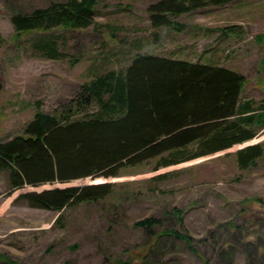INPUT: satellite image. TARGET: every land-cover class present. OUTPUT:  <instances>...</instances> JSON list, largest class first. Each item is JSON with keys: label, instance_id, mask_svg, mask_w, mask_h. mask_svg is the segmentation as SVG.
Wrapping results in <instances>:
<instances>
[{"label": "rangeland", "instance_id": "obj_1", "mask_svg": "<svg viewBox=\"0 0 264 264\" xmlns=\"http://www.w3.org/2000/svg\"><path fill=\"white\" fill-rule=\"evenodd\" d=\"M49 1L0 0V141L24 133L37 101L48 113L75 109L84 81L126 67L137 53L240 71L247 78L241 100L252 98L256 107L264 105V41L256 38L264 33V0L234 1L182 14L177 17L185 25L181 30L151 25L147 7L157 0H97L95 24L87 28L16 37L12 14ZM232 24L243 26L242 37L223 30ZM49 34L59 36L65 58L42 57L31 48L34 38ZM93 110L95 106L89 109ZM255 129L253 139L158 170L153 159L123 167L118 176L17 189L10 188L7 172L0 171V254L26 264H127L149 241L135 223L157 217L188 232L198 252L178 238L164 236L147 250L144 264H264V157L243 168L236 156L247 145H264V125ZM163 173L165 178L152 179ZM94 182H114L112 197L62 212L17 201L28 191ZM175 207L183 210L182 221L171 214ZM3 259L0 264H9Z\"/></svg>", "mask_w": 264, "mask_h": 264}, {"label": "trees", "instance_id": "obj_2", "mask_svg": "<svg viewBox=\"0 0 264 264\" xmlns=\"http://www.w3.org/2000/svg\"><path fill=\"white\" fill-rule=\"evenodd\" d=\"M96 1L50 0L44 6L17 11L11 16L15 35L87 28L95 24ZM234 1L240 0H157L147 12L154 28L181 30L185 25L177 20L180 15ZM223 30L239 38L245 32L238 24ZM256 38L263 42L264 33ZM31 48L49 59L66 57L57 35H40ZM246 81L245 74L223 65L137 53L126 67L84 81L75 109L68 106L60 113H48L37 101L24 133L0 141V171L7 172L10 188L17 189L118 176L123 167L153 159L158 170L230 148L253 139L255 127L264 125V105L256 107L252 98L241 100ZM92 106L95 110L89 111ZM236 156L238 164L248 168L264 157V145H247ZM165 177L163 173L152 179ZM115 188L114 182L56 187L22 193L17 201L62 212L68 206L112 197ZM171 214L182 221V209L175 207ZM60 218L61 214L56 220ZM135 224L145 230L149 241L130 255L127 264H144L147 250L164 236L178 238L198 252L188 232L164 224L162 218L149 217ZM0 257L9 264H26L4 254ZM117 264L123 262L117 260Z\"/></svg>", "mask_w": 264, "mask_h": 264}, {"label": "water", "instance_id": "obj_3", "mask_svg": "<svg viewBox=\"0 0 264 264\" xmlns=\"http://www.w3.org/2000/svg\"><path fill=\"white\" fill-rule=\"evenodd\" d=\"M94 183L96 184V183H99V182H94ZM100 183H101V182H100ZM102 183H104V182H102Z\"/></svg>", "mask_w": 264, "mask_h": 264}]
</instances>
